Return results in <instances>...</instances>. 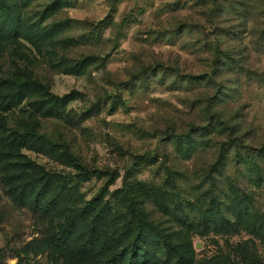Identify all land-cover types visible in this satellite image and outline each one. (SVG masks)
I'll return each mask as SVG.
<instances>
[{
	"label": "rangeland",
	"instance_id": "1",
	"mask_svg": "<svg viewBox=\"0 0 264 264\" xmlns=\"http://www.w3.org/2000/svg\"><path fill=\"white\" fill-rule=\"evenodd\" d=\"M0 3V264H264V0Z\"/></svg>",
	"mask_w": 264,
	"mask_h": 264
},
{
	"label": "trees",
	"instance_id": "2",
	"mask_svg": "<svg viewBox=\"0 0 264 264\" xmlns=\"http://www.w3.org/2000/svg\"><path fill=\"white\" fill-rule=\"evenodd\" d=\"M14 17L18 20V13L15 11L14 8L9 7L5 3H0V18L4 19L6 18L4 25L5 28L2 26V22H0V35H3L5 33L6 35L8 34H15L16 31L19 29V26H10L11 23L14 22ZM2 21V20H1ZM137 226H138V233L141 235L145 233L144 235L152 234L153 237L159 240L160 244L163 246L165 249L167 259L171 262V264H179L183 263V260L189 261L190 259L188 258L185 254V252L182 251V249H179V246L174 244L170 237H168L165 233L162 231L158 230L156 227L149 225L140 214H137ZM86 244H88L86 246ZM92 245H95L94 242H85V247H91ZM185 254H183V253ZM187 263V262H186Z\"/></svg>",
	"mask_w": 264,
	"mask_h": 264
}]
</instances>
